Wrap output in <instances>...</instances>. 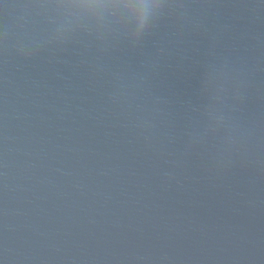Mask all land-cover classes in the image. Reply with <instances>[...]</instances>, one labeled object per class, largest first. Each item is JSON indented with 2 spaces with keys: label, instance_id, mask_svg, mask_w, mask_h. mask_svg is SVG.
Segmentation results:
<instances>
[{
  "label": "water",
  "instance_id": "obj_1",
  "mask_svg": "<svg viewBox=\"0 0 264 264\" xmlns=\"http://www.w3.org/2000/svg\"><path fill=\"white\" fill-rule=\"evenodd\" d=\"M0 264H264V0H0Z\"/></svg>",
  "mask_w": 264,
  "mask_h": 264
}]
</instances>
